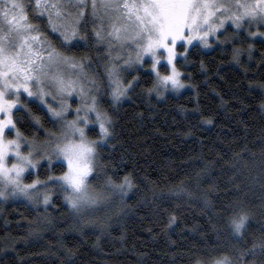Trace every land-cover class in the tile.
<instances>
[{
    "label": "snow or ice",
    "instance_id": "obj_1",
    "mask_svg": "<svg viewBox=\"0 0 264 264\" xmlns=\"http://www.w3.org/2000/svg\"><path fill=\"white\" fill-rule=\"evenodd\" d=\"M229 28L230 39L264 37V0H0V202L23 197L47 212L56 190L77 224L112 229L132 211L126 198L134 185L130 173L121 178L113 166L110 174L103 153L116 138L120 107L142 82L141 70L147 65L154 76L148 95L184 88L178 57L187 64L192 50L211 47L210 40L220 41ZM241 31L247 36L240 37ZM92 45L95 62L75 54ZM240 53L234 47L233 59ZM97 64L99 78L88 71ZM22 111L30 118L24 126L36 129L33 138L17 126ZM37 166L47 169L44 179L33 178ZM169 191L193 197L185 186ZM225 211L231 213L228 237L204 258L192 252L190 264H251L248 257L264 258V235L250 247L245 243L248 210L229 205ZM175 222L173 212L168 224Z\"/></svg>",
    "mask_w": 264,
    "mask_h": 264
},
{
    "label": "trees",
    "instance_id": "obj_2",
    "mask_svg": "<svg viewBox=\"0 0 264 264\" xmlns=\"http://www.w3.org/2000/svg\"><path fill=\"white\" fill-rule=\"evenodd\" d=\"M235 41L192 50L182 68L195 87L177 94H146L154 76L141 70L142 82L120 107L116 138L103 153L110 174L114 166L119 177L132 176L134 187L126 198L131 212L102 232L77 224L61 207L58 191L47 212L24 200L2 201L0 264H190L192 252L204 258L228 237L229 205L249 212V247L264 235V39ZM233 44L243 47L238 60ZM96 47L74 51L95 62ZM93 70L99 78L102 67L88 69ZM19 115L20 131L33 138L36 129L24 126L27 112ZM46 172L40 167L36 174L44 179ZM181 186L193 193L191 199L169 191ZM173 212L176 222L169 225ZM36 225L39 229L32 230ZM247 259L264 264L259 256Z\"/></svg>",
    "mask_w": 264,
    "mask_h": 264
},
{
    "label": "rangeland",
    "instance_id": "obj_3",
    "mask_svg": "<svg viewBox=\"0 0 264 264\" xmlns=\"http://www.w3.org/2000/svg\"><path fill=\"white\" fill-rule=\"evenodd\" d=\"M251 31H256V28L253 27V28L251 29ZM260 31H264V28L260 29ZM243 33H244V36H247V32H246V31H241L240 36H241ZM232 35H233V33H232V29L229 28L228 33L225 34V35H223V36H221L220 41H216V40H214V39H211V40H210L211 47H208V48H204V47H202V48L205 49V50H208V49H212V48H214V47H217L218 45H219V46H220V45H226V44H227L228 42H230V41H231V42H233V41H234V42H237V41H235V40L238 39V38H236V39H230V37H232ZM247 39H251V38H247ZM252 39H264V37L257 36V37L252 38ZM222 41H226V42H222ZM233 45H234V47H238V48H240L241 50L243 49L242 45H238V44H233ZM178 51H179V49H178ZM180 60H182V61H180ZM179 62L181 63L182 66L179 65ZM187 65H188V63H187V64L184 63L183 57H178V64H177V67L180 68L181 72L183 73L181 79H183V80L185 81V87H184V88H180V89H172V88H169V89H167V90H164V95L161 96V97H164V96H165L166 94H168V93H174V94H177V93H180V92H183V91H185V90H188V89H192V88H193V84H192L191 82L186 81V80L184 79V76H185V74H186V71H185V69L182 68V67H187ZM144 67L146 68V70H149L147 65H145ZM160 71H161L162 73H165V72H166V69L161 68ZM133 74H135V73H133ZM122 75H123V76H127L126 73H122ZM127 78L130 79V77H127ZM155 94H156V93H155ZM21 99H22V101H23V97H22ZM24 102H25V101H24ZM73 107H75V105H73ZM89 135H90V134H89ZM29 138H30V137H29ZM90 138H92V137L90 136ZM39 168H40V167L37 166V168L35 169V174L37 173V171H38ZM26 175H27V173H25V176H26ZM25 182H26V183L28 182L27 179H25ZM56 192H57L56 190H53V192H52V196H53V194H55ZM7 200H13V198H12V197H9ZM16 200H24V201L29 202L27 199H25V198H23V197H20V198H18V199H16ZM29 203H31V202H29Z\"/></svg>",
    "mask_w": 264,
    "mask_h": 264
}]
</instances>
